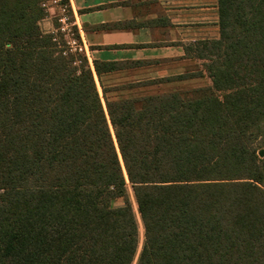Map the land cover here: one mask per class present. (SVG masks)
<instances>
[{
    "label": "trees",
    "instance_id": "obj_1",
    "mask_svg": "<svg viewBox=\"0 0 264 264\" xmlns=\"http://www.w3.org/2000/svg\"><path fill=\"white\" fill-rule=\"evenodd\" d=\"M43 2L0 0V264H264V0H218L212 87L106 108Z\"/></svg>",
    "mask_w": 264,
    "mask_h": 264
},
{
    "label": "crops",
    "instance_id": "obj_2",
    "mask_svg": "<svg viewBox=\"0 0 264 264\" xmlns=\"http://www.w3.org/2000/svg\"><path fill=\"white\" fill-rule=\"evenodd\" d=\"M191 1L71 0L70 4L93 72L95 63H138L151 74L186 61L187 44L205 40L199 31L203 27L194 34ZM199 16L203 24L204 16Z\"/></svg>",
    "mask_w": 264,
    "mask_h": 264
},
{
    "label": "rangeland",
    "instance_id": "obj_3",
    "mask_svg": "<svg viewBox=\"0 0 264 264\" xmlns=\"http://www.w3.org/2000/svg\"><path fill=\"white\" fill-rule=\"evenodd\" d=\"M191 2V10L193 15L192 27L194 28V34L197 32L198 28L203 27L201 30L198 29L202 32V35L205 38L203 41L218 40L220 37L218 0H192ZM200 14H203L204 16L203 24H200ZM55 19V16L47 17L40 23V27L42 32L45 34L54 33L52 35H54V38H57L56 43L58 44V48L61 49L63 46L62 43H66V40L61 34L57 32L59 24ZM194 43L196 42H193L192 44ZM192 44H187L186 46V49L190 50L189 56L186 55V61H177L178 63H176V65L171 64L169 67L162 66L159 68V71L155 70L151 74H149L150 72L148 67L141 68L140 64L138 63L116 64L113 67L100 64L98 68L102 75L101 77H98L93 65L95 82L104 107L106 108V100L118 102L120 100L141 99L149 96L170 93L173 91H188L197 88L212 87L211 79H209L205 74V63L202 61L189 59V57L194 56L193 52H191ZM63 49L66 51L69 50L66 47H63ZM69 54L81 57L85 55L79 52ZM82 66L83 65L78 64L77 67L79 70H81ZM199 73H204L205 77L203 79H196L177 84L162 83V81L165 80L186 75L189 76L192 74L196 75ZM104 91L108 92L106 96ZM127 192L128 199L137 214V205L129 182L127 185ZM124 202L125 201L123 199L116 200L114 201L113 206L121 207L124 205ZM139 225L141 241H143V230L140 221Z\"/></svg>",
    "mask_w": 264,
    "mask_h": 264
},
{
    "label": "built area",
    "instance_id": "obj_4",
    "mask_svg": "<svg viewBox=\"0 0 264 264\" xmlns=\"http://www.w3.org/2000/svg\"><path fill=\"white\" fill-rule=\"evenodd\" d=\"M70 2L71 0H45L42 8L45 9L48 17H56L55 20L59 24L57 32L66 40L65 47L69 49L65 50L64 55L77 52L86 55V49L80 36L81 29L76 23ZM54 41L57 42L56 37Z\"/></svg>",
    "mask_w": 264,
    "mask_h": 264
},
{
    "label": "water",
    "instance_id": "obj_5",
    "mask_svg": "<svg viewBox=\"0 0 264 264\" xmlns=\"http://www.w3.org/2000/svg\"><path fill=\"white\" fill-rule=\"evenodd\" d=\"M114 134V133H113ZM121 157V156H120ZM125 169V168H124ZM125 173H126V171H125ZM127 176V175H126ZM128 179V178H127Z\"/></svg>",
    "mask_w": 264,
    "mask_h": 264
}]
</instances>
